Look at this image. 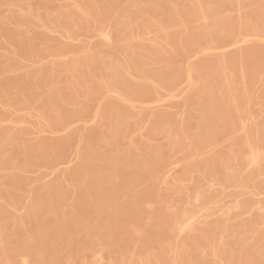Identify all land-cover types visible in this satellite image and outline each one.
Listing matches in <instances>:
<instances>
[{"label":"bare ground","instance_id":"1","mask_svg":"<svg viewBox=\"0 0 264 264\" xmlns=\"http://www.w3.org/2000/svg\"><path fill=\"white\" fill-rule=\"evenodd\" d=\"M14 1L16 6H13ZM14 1L11 0L13 7L8 6L9 2L7 6L10 8H5V4L6 10L0 7V30L7 29L8 33L3 32L8 34L7 39L3 38L6 41L8 38L18 40L15 49L20 45L22 50L18 49L20 52L17 55L18 50L10 49L2 56L4 61L0 60V77L5 78V83L0 80L1 86L5 84V92L2 87L0 90L1 107L18 101L13 99L15 90L30 88L22 103L27 105L29 97L32 103L34 99L39 106L38 117L49 124H58L63 122L66 110L75 112L76 105H85L94 96L114 99L109 98L113 100L96 107L93 128L89 129L99 131L94 141L91 136L83 137L86 130L80 126L72 127L63 137H52L49 138L50 143H44L43 138L39 141L38 138L35 140L23 135L26 127L16 131L17 128L12 130L14 127L0 122V164L8 166L14 163V160L11 162L12 152L23 151L24 156L27 153L26 157L31 153H39V156L42 153L40 159L47 161L43 156L57 153L54 152L55 142L73 137L79 139L77 163L49 183L35 186L30 182L32 193L23 211L6 202L4 194H10L9 188L3 186L4 180H0V264H264V197L249 195L237 203L238 207L252 210L246 218H239L230 210L221 211L212 207L199 221L198 212L194 209L191 212V208L188 212L181 209L180 205L176 206L180 201L176 205L171 204L174 201H171L172 195L176 199L179 196L178 200L187 196L186 187L182 184L166 181L162 177L159 179L158 174H152L156 180L153 199L152 196L151 199L145 198L147 195H144L141 186L138 187L140 184L136 185L139 180L143 182L140 178L142 174L154 171L152 166L155 161H167L171 158L170 153L181 150L189 159L186 160L188 163L181 161L187 164L183 169L186 174L203 168L205 176L206 173L216 176L214 169L221 168L223 178L220 172L217 174L225 182L238 180L244 183L242 186L254 190L258 179L264 186V154L259 149L260 144L264 146V122L252 120L247 124L244 121V115L253 112L252 95H257V98L260 92L264 95L263 89L260 91L258 87L261 85L264 88V80L257 84L261 77V64L255 60L263 57L258 54H264V46H261L263 51H259L261 41L256 38L264 34V0H251V3L243 0L246 9H249L246 12L242 10L245 12L243 15L239 7L240 15L237 17L236 8L232 6L233 10L229 6L240 4L242 0H70L67 4L56 0H38L45 5L40 12L34 10L30 0ZM221 2H224L223 7ZM49 4L53 7L50 8L52 5ZM224 5L230 12L220 11V7L225 8ZM108 13L118 31L117 39L109 40L107 34L101 31L100 41L94 46L84 48L72 43L73 52L65 62L49 60L30 65L22 62V51L24 55L33 53L35 58L34 54L57 52L65 47L63 33L52 29L54 24L67 34L91 26L102 30ZM253 16L255 19H252ZM18 19L26 22L23 30L22 27L19 30ZM236 28L251 32L250 45L229 54L207 53L209 39L210 42L225 39L224 36L239 31ZM36 34L45 38L44 41L39 40L40 46H37L39 41H35ZM10 41L16 45L15 41ZM191 45L206 56L198 62L181 64V72L188 78V88L204 95L201 96L204 97L202 106L190 107L193 115L186 112L167 123L157 122V116H152L150 123L143 126L144 134L140 133L135 139L127 124L134 117L139 121L142 114L148 112L138 110L128 96L146 89L154 92L163 89L171 82L167 73L176 69L177 64H171L172 59L175 61V56ZM20 64L24 66L20 67ZM255 78L259 81L256 82ZM116 83L119 86L116 87ZM32 88L35 89L31 91ZM256 88L260 91L258 94H255ZM110 92L114 94L110 95ZM18 93L21 95L23 91ZM262 97L260 100H264ZM16 98H19L17 94ZM258 104L262 107L258 113L264 119V106L262 102ZM191 115L196 122L194 129L188 128L191 124L188 125V121H193ZM241 130L245 136H241ZM222 131L233 137L230 138L232 145L228 143L231 147L226 144L223 147L228 149L220 148L224 152L209 149L206 151L209 153L202 154L205 152L202 151L203 146L217 134L221 135ZM200 145L202 147L198 148ZM198 149H201V154ZM195 150L199 154H194L192 160L190 157ZM14 156L18 154L14 153ZM35 159L32 165L39 161ZM233 161L238 166H229ZM245 162L246 170L242 169ZM23 167L17 166L7 174L13 178L21 176L24 180L28 179L24 184L28 185L30 179L24 174L26 168L24 170ZM205 196L206 193L201 198L204 200ZM90 213L94 216L90 217ZM183 218L184 222L179 221ZM128 244L136 248L133 253L129 254V249H126ZM96 246L105 248L106 253L115 257L103 261L94 254L89 258L88 251Z\"/></svg>","mask_w":264,"mask_h":264},{"label":"rangeland","instance_id":"2","mask_svg":"<svg viewBox=\"0 0 264 264\" xmlns=\"http://www.w3.org/2000/svg\"><path fill=\"white\" fill-rule=\"evenodd\" d=\"M6 1L4 2V0H2V1L0 0V5H3V6H0L2 10L3 9L6 10L5 9L6 7L10 8L8 6H10V5L12 6V4H13V2L11 3V0H6ZM12 1H14V0H12ZM51 1L53 2L54 0H51ZM56 1L57 2L58 1L61 2V4H67V3L70 2V0H56ZM244 1L241 2L240 4L238 2H237L238 4H236V3L235 4H230V6L228 5L229 3L225 2V5H228L231 9H233V7H235L236 8L235 9L236 14H238V15H236L234 13V11H233L234 9L231 10V12L234 13L236 15V17H237V16L240 15V10L243 13L244 11H242V10H245V12H246L249 9V8L246 9L247 6L245 5ZM1 2H2V4H1ZM8 2L11 3V4H9ZM239 2H240V0H239ZM40 3H43V2L38 1V0H30V4H31V6L34 8V10L36 12H40V9H43L44 6H45V5H41ZM222 3L224 4V2H221L220 6H222ZM243 3H244L245 7H243ZM248 3H251V0L250 1L248 0ZM7 4H9V5L7 6ZM14 4L15 5H13V6L17 5L16 1H14ZM217 4H218V2H217ZM50 5H52V4H49V6ZM225 5H224V7H225L224 9L222 8L223 6L220 7V9H221L220 11H224L225 10L224 12H228V11L230 12V10L226 11L227 7ZM4 6H5V8H4ZM46 7H48V6L46 5ZM51 7H53V5L50 6V8ZM248 7H249V5H248ZM221 13H223V12H221ZM242 13H241V15H242ZM244 13H243V15H244ZM108 15H109V16H107L108 19H106L107 21L105 20V23L103 24V27L101 28L102 30H99L100 27L96 28V26H91L88 29H80V30H78V31H76V32H74L72 34H67V33L62 31L61 27L58 24H54L52 26V29H54L57 32L63 33L62 37H63V41L66 44V45H64L65 47H63V49L57 50V52L54 50L53 52L49 51L50 53H48V51L41 52V55H40V53H37L39 55L34 54L35 58L32 57L33 53H32V55L29 54V53H25V55H27L26 57H28V58H26L25 55H24V51H22L23 53H21L22 54L21 58H23V56H24L23 60L21 59L22 62L25 61L24 64H29V65L30 64H37L38 62H45V61L48 62L49 60H57V61L65 62V61H67L70 58V56H71V54L73 52V48L71 47L72 43H78L79 46H82L84 48H88L89 46H94V45H96V43L98 44V42L100 41L99 40L100 39V37H99L100 33L99 32H101V31H104L107 34L109 40L117 39L118 35H116V34H118L117 33L118 31H116L117 29L113 26L114 23H113L111 14L108 13ZM254 17L255 16H253V18L252 17H250V18L255 19ZM18 20H19V23H18ZM18 20H17V23L20 24L19 30H20L21 27H22L21 29L23 30L25 28L26 22L21 20V19H18ZM111 22H112V24H111ZM15 23H16V20H15ZM21 25H23L24 27L21 26ZM0 29H2V27ZM6 30L5 31L0 30V60L3 59L2 56L4 57L10 49L18 50L21 47L20 45H18V49H15L16 46H17V42L16 41H18V40L10 39L12 41H15L16 45L14 44V42L12 43L9 40V38H8L7 41L5 40V39H7L6 37L8 36V34L6 35L3 32L8 33ZM236 30H239V31H236ZM236 30H234V32L235 31L236 32L233 35L229 34V36H224V38L226 37L225 39L221 38L222 40L220 39V40H216V41L215 40H213V41L211 40L212 42H210V39H209L208 40L209 43L207 42L206 46L209 48L208 44H210V49L207 48L208 49L207 53H209V54L210 53H228L229 54L230 52H234V50H237V48H240V47L244 48L243 47L244 45L246 47L247 44L249 43L250 39L253 37V36L250 35L251 32L249 33V30L245 31V29H241L240 30V28H236ZM37 35L38 34L35 35V38H37V40H35V41H37L36 43H38L39 40L41 41V40L45 39V38H43V37L41 38V36H37ZM226 35H228V34H226ZM256 38L261 41L260 44H258L259 45V47H258L259 49L258 48L257 49L259 51L260 50L263 51L262 47L264 46V43H263L264 42V34H262V36H258ZM40 41H39L38 45L36 43H34V45L36 44L37 46H40L39 45ZM211 43H212V45H211ZM55 44L56 43H52V45H55ZM248 45H250V44H248ZM13 46H14V48H13ZM19 50H22V48L19 49ZM19 50L17 52V55H19L18 54L20 52ZM35 51H38V50H35ZM199 51L200 50H198V48L195 47L194 45L187 46V49H185L182 52V54L179 53L180 55L175 56L176 57L175 59L177 60V63H176V60L173 61L174 58L172 59L173 63H171V64H173V65L177 64L178 67L176 65V69L173 68L171 71H169L167 73L169 75L168 76V78L170 79L169 81H171V82H169V84H167L169 86L165 85V87H163V89H161L159 92L149 91V90L146 89L144 91H139L138 94H133L132 96H128L138 106V110H141V111L144 110L145 112L147 111L149 113V114L148 113L147 114L143 113L141 118L139 119V121H138V119H135V117L131 118V120H129L127 125H129V128H130L129 130L131 132L133 131L132 133L135 134V139H137V137L140 136V133L142 134V132L145 131L144 127L148 125V122L150 123V120H151L150 117H152V116H155V115L157 116L156 117L157 120H155L157 122L161 121V122L167 123V122L173 121V119L175 117H178V116L181 117L182 114L185 115L186 112H187L188 115H190V114L193 115V110H192V112L189 110L190 107H191V109H193L194 106H197L198 108L200 106H202L203 101H204V97H201V96H204V95H201L202 93H200L199 91L197 92V90H195L193 88H191V89L188 88V84H189L188 78H187V76H185V74L183 75L182 72H181V68H182L181 64H183L182 66H184L186 63H190V62L194 63L195 61L198 62V60L201 57L205 58L206 55L203 56V54L200 53ZM4 52H6V53H4ZM258 55H261V56L264 57V54L263 55L262 54H258ZM258 55H257V57H258ZM207 56H210V55H207ZM263 57L260 58V56H259V61H258L257 58L255 59L257 63L261 64L260 81H259V79L257 80L255 78L256 82L259 81L257 84H260L264 80V67H263L264 66V58ZM1 61H0V63H1ZM3 61H4V59H3ZM0 66H2V65H0ZM23 66L24 65L20 64V67H23ZM177 69H178V71H177ZM61 78H62V81H63L64 80L63 77H61ZM261 78H262V81H261ZM2 79L3 78L0 77V80H2ZM4 79H3V81L5 83ZM6 80H8V79H6ZM1 82H0V90H2V88L4 90L5 89L4 88L5 84L3 83L4 87L1 86V84H2ZM253 82H254V80H253ZM256 82H254V83H256ZM8 83H10V80H9ZM257 84H256V86H257ZM6 85H7V83H6ZM39 85H41V84H38V86ZM115 86L117 87L119 85H117V83H116ZM260 86H258L260 88V91H262V89L264 91V88H261ZM27 89H29V91H27ZM33 89H35V88H32L31 91ZM38 89H40V88H38ZM119 89L120 88H118L117 90H119ZM17 90H18L17 92H16V90L13 92L15 94H12L13 95V99L15 98L14 99L15 101L18 100V101H21V102L19 103L18 101H16L17 104L15 105L16 102L13 101V102H15V103H13V105H9V106L8 105H3V107L0 106V122L3 123V124L11 125L12 127H14L12 130H15L17 128L16 131L19 130L20 128H25L26 127L27 130L26 131L24 130L25 132H24L23 135L27 136L28 138L35 139V140L37 138H38V140L39 139L41 140V138H43L42 140H45V141L48 140V142L44 141V143H50L51 140L49 138L52 139V137H63V136H65L66 134H68L71 131L70 129L72 127H79V126H80L79 128H81V127L85 128V130L87 131V132L85 131L83 133V137L91 136L92 139H93L92 141H94L95 138H97L99 136V134H98L99 131L98 130L96 131V129H94L96 131L95 132V131H92L93 129L92 130H89V129L93 128L92 120H93V117H94V114H95L94 112L96 110V107L99 106V105H102L103 103L105 104L106 101L109 102V100H113L114 99L113 97H108L107 99L106 98H101L102 95L101 96L100 95L94 96L95 98H91L90 101L87 102L85 105L84 104L76 105L75 112L74 111L72 112L70 110L69 111L66 110V114H68V115H66V114L64 115L63 122H60L58 124L57 123L56 124H49L43 118L38 117V114H37L38 112L37 111L39 110V106H38V104H36L34 102L35 101L34 99H33V103L31 101L32 98H30V97L28 99L29 103L28 104L25 103L27 105H24V103H22V101H24L23 100L24 95L25 94L27 95V93L30 92V88H26V89L24 88V90H20V89H17ZM22 91H23V93H22ZM24 91L26 93H24ZM255 91H254L255 94H258L260 92L258 88H256ZM1 92H3V91H1ZM4 92H5V90H4ZM18 92L22 93L23 95L22 94L19 95ZM110 93H111L110 95L114 94V92H110ZM260 93L259 94L262 97L263 92H260ZM16 94H17V97L19 96V98H16ZM259 94H258V98L259 99L256 97L257 95L256 96L252 95L253 98L256 100V101H254V99L252 100L254 108H251V110H253V112L251 111V112H249V113L244 115V117L246 116L245 118L243 117L245 119L244 120L245 123H247V124H250V122L252 120H256V121H259L261 123L264 122V119H262V117H261L262 114L260 115V113H258V112H261L260 109L262 108L261 104L259 105L258 103L262 102V105L264 106V102H263L264 100H260ZM263 97H264V95H263ZM109 98H113V99H109ZM258 100H260V101L258 102ZM30 102H31V104H30ZM29 104H30V106H29ZM37 106H38V109H37ZM124 107L126 108V106H124ZM166 112H168V114ZM150 114H152V115H150ZM192 115H191V119L193 121L192 122L188 121V125H189V123H191L188 126L189 129H191V128L194 129L196 127V125H195L196 122H195L194 118H192ZM247 116H248L249 119L247 118ZM136 121H138V122H136ZM194 125H195V127H194ZM90 126H92V127H90ZM220 133H221V135L217 134V137L215 136L214 137L215 139L213 138L215 140V142L212 139L213 141L212 140L208 141L206 143V145L203 144L204 146H203L202 151L205 150V152H202V154L209 153V152H206V151H210V150L211 151L217 150L219 153H221V152H224V151H221L220 148L221 149L223 148L224 150H226L225 148L228 149V147L224 148L223 145H225V146H226V144L228 146L232 145L231 144L232 142L230 140L233 139V137L230 134H228V132H226V131H222ZM143 134H144V132H143ZM240 134H241V136H245V132L242 131V130H241ZM222 136H224V137H222ZM222 138H223V140H222ZM217 139H219V141ZM49 140H50V142H49ZM78 140H79L78 138H74L73 137V138H69V140L68 139L61 140L62 142L61 141H57L59 143V145H58L57 142H55L54 145H57L58 147L57 146L54 147L55 148L54 152H57V153H54V156H53V154H47V155L43 156L44 159L45 158L47 159V161H45V160L43 161V158L40 159V157H42L41 156L42 153L40 154V156H39V153L38 154L37 153H34V154L31 153V154H28V156L26 157L27 153H25V156H24V152L23 151H18V152L16 151V152H14V153L18 154V156L16 157V156H14V153L12 152L11 154H13V158L11 156V159H12L11 162H13V160H14V163H12V165L9 164V166L7 164L6 165L0 164V180H4L3 184H5V185H3V186L5 187L7 185V188H9L7 190H9V192H10L9 195L7 193L4 194V198H5V196H7L5 198L6 202L9 201V203L16 205V206H14L15 208L16 207L17 208H21V209H17V210H22L23 211L24 210V206L28 204L27 201L29 200L30 194L32 193V192H30V190H31L30 186H29L30 182L32 184H34L35 186L37 184H38L37 186H39V185H43V184L49 183L57 175L61 174L62 172L67 171L69 168H72L77 163V161H78V157H77L78 156L77 155ZM159 140L160 139H158V141ZM162 140L163 139H161V142H162ZM60 142H61V144H60ZM163 142L162 143L165 144V141H163ZM228 143H230V145ZM163 144H162V147H165L166 144H165V146ZM207 144H209V145H207ZM261 145L262 144H260L259 149H260V151L261 150L264 151V146H261ZM216 146H217V148H216ZM201 147H202V145L198 146V148H201ZM212 147H213V149L214 148L215 149L213 150ZM195 151H196L195 153L194 152L192 153V156L190 157V159H192V157H194V154L195 155L197 153L199 154L201 149H200V151L198 149L199 152L197 150H195ZM263 151H261V152L264 154ZM20 153H22L24 157ZM172 153H170V157L171 158L169 157L171 160L170 159H168L167 161H164V160H162V161L160 160L159 161L158 160V161L154 162L156 164H153L154 166H152V169L154 171L152 173H149L151 175H149V174L146 175V172L144 174V175H146V177H144L143 174H142L143 176L141 175L140 178H141V180L143 179V182L141 181L143 184L140 183V180H139L138 181L139 183L137 182L138 184H136V185L140 184L138 187H140V186L142 187L141 190H143L144 195L145 196L147 195L146 197L143 195L145 198H147V199L148 198L149 199L152 198L153 199L154 198L153 195L156 194V192H155L156 190H155V186H154V183H156V180L152 178V176H153L152 174H154V175L158 174L159 175V179L163 178L164 180H166V181L168 180L169 182H172V183L173 182L174 183H178V184L180 183L179 185L182 184L184 187H186L185 189L187 191V196L184 195V197H180V200H178L179 196L176 199L172 195L173 198L171 197V201H172V199H174V201L171 204H173V205L175 204L176 205V203L180 201L179 203H177L176 206L180 205L179 207L181 209H184V210L187 209L186 210L187 212H188V210L190 208L191 209L189 210V212H191V210L194 209L193 210L194 212H198L197 213V219L198 220L202 219V217H203L202 215H204L206 211L212 210V209H210L212 207H214V209L215 208L220 209L221 211L222 210H230L233 215L238 216L239 218H246V217H248V216H250L252 214V212H251L252 210L250 211V209L238 207V206H236L237 203L242 198L248 197L249 195H255V197H260V196L264 197V186L263 185H262L263 187L261 186L260 181L258 179L255 181V183L257 185V186L255 185L256 188L254 190L253 189L251 190L250 188L248 189L245 186H242V185H244V183H242L241 181L235 180V181H232V182L228 183V182H225L223 179L219 178V175H220V177L223 178V175H222L223 171L221 172V170H222L221 168H218V170L216 168H215L216 170L214 169L215 173L214 172L213 173L216 176H214V175L210 176L212 174H209V173H208V175L206 173V176H205L203 168L191 170L190 172H188L186 174L185 172H183L185 170L184 168L187 165L186 162L189 160L188 157H186V154H185L186 152L181 151V150H177L176 152H174V154H176V156H174V154H172ZM181 154H182V156H181ZM183 154H184V156H183ZM200 154H201V152H200ZM35 156H37V157H35ZM52 156H53V158L54 157L55 158L53 159ZM56 156H57V158H56ZM187 156H188V154H187ZM28 157H32V159L34 161H36L35 158H37V159H39V161H37L36 164L32 165V163L34 161L31 160V159L29 160ZM50 158H51V160H49ZM22 159H25V160L22 161ZM40 160H41V162H40ZM181 161L182 162L186 161L185 162L186 165L183 164ZM25 162H27L28 164L25 163ZM29 162H30V164H29ZM189 163H190V161H189ZM24 164H25V166L23 167ZM234 164H236V162L234 163V161H233L232 163H229V166L236 167ZM1 165H3V166H1ZM5 166H7L8 168L6 167V169H5ZM17 166L23 167L24 170L26 168V171L24 172V174H27V176H29L28 178L30 180L28 182V185H24L25 183L27 184L26 181L28 179L24 180L23 177H21V176H19V178H18V176H15L13 178L12 175L10 176L9 174H7L10 170L16 169ZM242 166H245V168L242 167V169L246 170L247 163L245 162V164L242 165ZM156 167H158L159 170ZM163 167H164V169H163ZM249 167H250V165L247 167V169ZM202 169H203V173L204 174L202 173ZM156 171H158V172H156ZM160 172H162V174ZM218 172H220V174ZM6 174H7V176H6ZM191 174H193V175H191ZM198 174L200 175L199 178H198ZM161 175H163V176H161ZM8 176H9V179H8ZM149 176H151V177H149ZM16 177H17V180H16ZM142 177H144L146 180H144V178H142ZM11 179H14L13 180L14 182ZM19 179H21V181L24 180V182L23 181L21 182ZM149 179H150V181H149ZM169 179L172 180V181H170ZM7 180H9V181H7ZM149 183H151V184H149ZM15 185L17 186V188L15 187ZM152 186H153L154 189L152 188ZM144 188H147V189H144ZM149 189H150V191H148ZM199 193H202V194L206 193L205 197H207V198L206 199L204 198V200H203V198H201L202 194L199 195ZM250 193H252V194H250ZM12 194H14V195H12ZM19 194H23V195H19ZM198 195H199V197H198ZM174 196H176V195H174ZM7 198H9V199H7ZM250 212H251V214H250ZM87 215H89V214H87ZM93 216H94V214L90 213V217H93ZM183 220L185 221L184 218L182 220L180 219L179 221L184 222ZM83 246L84 247L86 246V247L90 248V246H88L86 244H83ZM130 246H134V245L132 244ZM130 246L128 244V246H127L128 248L126 247V249L127 250L129 249V251H130V252L128 251L129 254L133 253L136 250V248L130 247ZM104 249L101 246L92 247L91 250L93 252L95 251L96 253L94 252L92 254V251L89 250L90 252L88 251L87 256L88 257L90 256L89 258H91L95 254V255H97V257L102 258L103 261H107L109 259V257H115L111 253H108V252L106 253V251ZM104 251H105V253H104ZM129 254L127 253V255H129Z\"/></svg>","mask_w":264,"mask_h":264}]
</instances>
